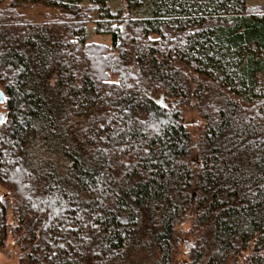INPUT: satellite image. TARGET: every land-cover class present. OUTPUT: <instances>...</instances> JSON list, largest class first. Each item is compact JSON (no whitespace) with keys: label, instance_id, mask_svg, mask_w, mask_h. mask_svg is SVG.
I'll return each mask as SVG.
<instances>
[{"label":"trees","instance_id":"trees-1","mask_svg":"<svg viewBox=\"0 0 264 264\" xmlns=\"http://www.w3.org/2000/svg\"><path fill=\"white\" fill-rule=\"evenodd\" d=\"M82 1L0 0V253L264 264V2Z\"/></svg>","mask_w":264,"mask_h":264},{"label":"rangeland","instance_id":"rangeland-1","mask_svg":"<svg viewBox=\"0 0 264 264\" xmlns=\"http://www.w3.org/2000/svg\"><path fill=\"white\" fill-rule=\"evenodd\" d=\"M26 1V0H25ZM39 2H46L52 4L55 0H36ZM91 1H96V0H83V4L90 3ZM264 2V0H248V5H255L259 2ZM106 6L109 7V10L112 11L114 14L117 13L121 9H125L127 7V3L124 2L123 0H105ZM145 1L142 2L141 0L133 5V12L135 13V18L140 19L143 18L147 14V5H145ZM25 11H28L29 17L32 19H35V21H42L46 15V12H51L54 15L57 14V10L55 9H50V8H40L36 7L35 9H26ZM100 15V14H99ZM98 14L93 15V19L88 25L87 29V35H86V40L87 42H95V43H102V44H111V36L108 33H100L98 32L99 29H101L102 32L106 30L107 27L106 23L108 20L100 18ZM99 22H102L103 24L101 27L99 25ZM100 27V28H99ZM258 84L260 88L264 90V74L259 75L258 78ZM0 89L3 90V88L0 86ZM4 102H0V112H4ZM188 123H190V127L192 128L196 123L200 121V116L195 113L191 112L187 116ZM1 126V124H0ZM7 194V191L1 186L0 184V197H3L4 195ZM18 254H13L11 257L8 253L2 252L0 253V264H17L18 263Z\"/></svg>","mask_w":264,"mask_h":264},{"label":"water","instance_id":"water-1","mask_svg":"<svg viewBox=\"0 0 264 264\" xmlns=\"http://www.w3.org/2000/svg\"><path fill=\"white\" fill-rule=\"evenodd\" d=\"M5 100V94L3 91H0V101H4ZM5 119V115L3 113H0V122L3 121Z\"/></svg>","mask_w":264,"mask_h":264},{"label":"flooded vegetation","instance_id":"flooded-vegetation-1","mask_svg":"<svg viewBox=\"0 0 264 264\" xmlns=\"http://www.w3.org/2000/svg\"><path fill=\"white\" fill-rule=\"evenodd\" d=\"M0 91H3L4 92V90H2V89H0ZM5 99H6V95H5ZM0 102H2V101H0ZM3 102H5V100ZM0 113H5V112H0Z\"/></svg>","mask_w":264,"mask_h":264}]
</instances>
